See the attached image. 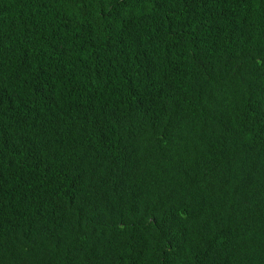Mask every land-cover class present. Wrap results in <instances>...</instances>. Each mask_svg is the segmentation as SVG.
<instances>
[{
  "label": "trees",
  "instance_id": "16d2710c",
  "mask_svg": "<svg viewBox=\"0 0 264 264\" xmlns=\"http://www.w3.org/2000/svg\"><path fill=\"white\" fill-rule=\"evenodd\" d=\"M0 264H264V0H0Z\"/></svg>",
  "mask_w": 264,
  "mask_h": 264
}]
</instances>
